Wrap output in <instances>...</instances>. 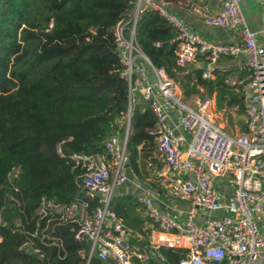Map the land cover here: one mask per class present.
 <instances>
[{"label":"trees","instance_id":"obj_1","mask_svg":"<svg viewBox=\"0 0 264 264\" xmlns=\"http://www.w3.org/2000/svg\"><path fill=\"white\" fill-rule=\"evenodd\" d=\"M132 1L0 0V264H87L90 245L75 238L74 224L52 231L63 240L61 250L42 243L44 223L39 236L32 235L36 212L43 197L68 203L80 194V169L73 168L70 156L105 154L113 132L125 135L122 121L129 110L128 166L136 177L148 175L146 164L155 160L156 148L148 130L155 116L143 96L129 97L114 33L128 19ZM175 37V28L159 12L139 15L137 45L155 67H164L182 95L216 92L221 105L244 112L233 91L245 82L242 73V81L230 86L217 72L209 80L202 79L201 68L188 72L176 64ZM112 208L128 229L140 230L144 219L137 210L143 206L137 198L115 197ZM141 232L148 241L150 230ZM160 252L168 262L184 256L167 246ZM90 264L102 261L96 254Z\"/></svg>","mask_w":264,"mask_h":264},{"label":"built area","instance_id":"obj_2","mask_svg":"<svg viewBox=\"0 0 264 264\" xmlns=\"http://www.w3.org/2000/svg\"><path fill=\"white\" fill-rule=\"evenodd\" d=\"M169 0H133L128 19L115 29V40L127 80L129 97L141 92L155 116L148 132L155 135V154L165 165L168 193L187 203L183 220L160 209L149 192L138 201L157 231L146 245H133L122 217L112 208L117 189L130 181L126 167L130 110L123 119L125 136L105 142V154L74 153L73 168L80 169L76 184L80 194L68 203L43 197L37 209L38 228L32 233L42 243L63 249V240L52 231L61 224H74L78 241L92 242L87 264L98 255L102 264H264V0H260L261 28L252 31L239 0H221L216 13L203 15L206 25L238 30L240 39L208 43L167 10ZM155 10L175 28L176 64L186 66L203 57L202 79L214 78L217 61L243 55L248 71L238 88L245 113V130L229 134L215 123L214 99L199 97L193 105L182 101V91L164 67H155L135 40L139 15ZM156 45H159L157 43ZM175 112V115L172 113ZM17 168L9 173L12 181ZM233 185L223 192L225 178ZM140 192L144 186L132 182ZM51 227V231H49ZM161 246L182 250L177 262H168ZM39 252V249H36Z\"/></svg>","mask_w":264,"mask_h":264},{"label":"crops","instance_id":"obj_3","mask_svg":"<svg viewBox=\"0 0 264 264\" xmlns=\"http://www.w3.org/2000/svg\"><path fill=\"white\" fill-rule=\"evenodd\" d=\"M169 1L170 3L167 6V10L171 14L178 16V18H180V20L184 22V24L189 29L196 30L206 42L214 44L218 42L236 41L241 38L240 32L238 30H223L219 27H211L205 24L203 15L206 13H216L220 8L221 0ZM239 4L248 27L252 31H259L261 28L262 10L260 0H239ZM257 38L258 40H263L264 36L263 34H258ZM243 57V55H236L219 59L215 64L214 78L217 72L218 74L225 75L226 83L227 79L230 77H233L236 83L241 82L242 80L239 79L241 73V79L246 78V75L244 73L245 69L243 67ZM204 63L205 62L203 61V57L199 56L195 61L188 63L186 65V69L188 70V72L189 70H193L196 68H201L203 70ZM138 94L134 97V99L139 98ZM210 97L215 100L216 92H213ZM172 114L175 115V112H173ZM117 135L122 137L121 134L117 133ZM153 159L155 160H149L146 164V171H148V175H146L144 178L136 177L127 163L126 173L130 181L123 183L117 189L115 197L119 198L125 195H133L138 199V197L142 193L149 192L153 195L154 201L160 209L167 212L173 217L183 220L182 215L183 212L187 209L188 205L186 202L175 199L168 193L166 188L167 181L166 178L162 175V171L165 168L164 162L159 157H157L156 154L153 155ZM159 164H162V167L160 169L158 168ZM134 180L139 181L144 186L145 190L140 192L137 188H135L134 184L132 183ZM222 188L223 192L227 191L228 193H231L228 190L229 186L226 182ZM137 211H139L140 216L143 217L144 221L139 225V231L128 229V240L135 246L146 245L148 241L145 240L144 234L141 231L150 230V232L148 233V239H150L151 237H155L157 231L155 230V226L147 216L145 209H138Z\"/></svg>","mask_w":264,"mask_h":264},{"label":"rangeland","instance_id":"obj_4","mask_svg":"<svg viewBox=\"0 0 264 264\" xmlns=\"http://www.w3.org/2000/svg\"><path fill=\"white\" fill-rule=\"evenodd\" d=\"M228 85L232 86L236 83L235 79L233 77H230L227 79ZM235 87V86H234ZM233 89V87H232ZM235 91V89H233ZM139 97L142 95L141 92H139ZM207 95H197V94H191L188 96L183 95L182 101L185 102L188 105H193L195 100L199 97H203ZM137 98V97H136ZM214 113L216 114L215 117V123H220L223 126V129L226 130L229 134L235 136L237 132L241 131L242 126L245 123V114L244 112L239 113L236 106H229L226 103L222 104L219 100L216 101V98L214 100ZM117 133L113 132L111 136L115 137ZM118 136V135H117ZM120 140H122L121 136H118ZM229 177L225 178V182L229 186V192H232L234 187L232 184L228 182Z\"/></svg>","mask_w":264,"mask_h":264},{"label":"water","instance_id":"obj_5","mask_svg":"<svg viewBox=\"0 0 264 264\" xmlns=\"http://www.w3.org/2000/svg\"><path fill=\"white\" fill-rule=\"evenodd\" d=\"M89 245L91 246L92 245V242H89Z\"/></svg>","mask_w":264,"mask_h":264}]
</instances>
